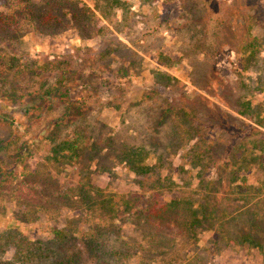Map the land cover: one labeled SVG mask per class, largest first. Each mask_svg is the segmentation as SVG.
I'll use <instances>...</instances> for the list:
<instances>
[{
	"label": "rangeland",
	"instance_id": "rangeland-1",
	"mask_svg": "<svg viewBox=\"0 0 264 264\" xmlns=\"http://www.w3.org/2000/svg\"><path fill=\"white\" fill-rule=\"evenodd\" d=\"M117 1L118 4L106 8L105 0H0V9L4 11H9L8 5L16 2L20 7L28 5L34 8L38 15L48 12L58 19L54 25L46 26L37 16L32 21H26L25 28L19 31L20 35L5 32L0 24V52L8 53H0V57L18 59L17 63L22 68L19 76L23 81L28 79L23 68V59L26 61L28 55L32 58L69 56V60L78 66L86 64L89 58H94L91 63L101 60L95 63L96 67H85L84 71L86 74L92 71L98 73L99 79L94 81L98 91L93 94L89 86L80 87L73 96L78 102L79 99L87 101L84 115L95 133L104 132L105 139L113 135L121 142L126 140L128 143L139 144L143 139L150 149V155L158 152L152 145L156 139L153 122L160 109L168 104L195 105L197 121L206 129H211L212 136H218L222 131L221 127L218 130L213 124H222V138L225 141L232 139L231 144L239 138L250 136L255 129L263 131L261 136H264V44L257 54L258 60L251 69L246 70L239 65L238 55L233 48L229 45L217 46L225 27L220 20L213 22L211 16L208 17L209 11H203L205 5L194 18L192 2H188L185 9L179 0ZM219 1L213 4V8L220 11L219 16L223 19L229 10L228 4L223 1L231 0ZM252 3H255V7L247 9L244 15L256 14V31L264 43V0H253ZM234 19L236 17H229V20ZM194 42H202L203 50L193 52ZM212 51L215 53L211 55ZM100 55H105V58H100ZM185 56L208 59L209 64L198 60V66L205 72H214L210 92L193 83L191 66L183 60ZM210 64H214V68ZM1 76L4 78L0 80V117L7 123L0 126V163L4 176L10 177L13 182L5 183L0 177V236H4L0 241V261L11 264L10 260H13L19 248L12 239L10 244L1 243L6 241L9 231H15L18 238L25 237L36 243L41 241L56 251L59 246L51 242L56 229L71 222L74 229L84 233L93 220L86 215L84 208L68 204L76 201L75 195L61 206L59 214L54 215L33 209L32 202L31 205L24 203L18 198V191L13 192L17 188L16 182L25 178L26 169L33 172L48 167L43 170L45 175L40 186L48 193L53 189L58 193L70 187L75 189L82 179L80 172L70 166L56 165L49 150L47 135L52 128L50 121L66 111V104L49 100L35 103L43 106L39 108L34 105L33 96L25 91L17 92L13 101H9L4 90L9 84L19 85L21 82L16 79L15 72H4ZM201 95L207 96L208 100L199 98ZM233 99L236 104L250 100L252 107L257 106L259 117L245 118L224 102L228 100L236 106ZM168 121H172V118ZM106 151L110 153L100 160L109 165V159L114 160L115 153L105 147L102 152ZM218 152L223 153L222 148ZM114 161L112 170L93 166L83 174L105 193L114 194L116 199L120 195L130 196L139 190L137 175L125 163ZM173 162L177 165L181 160L173 157ZM27 205L29 209H26ZM118 224L123 227L125 239L127 235L135 234L124 212L120 213ZM202 235L201 254L204 255L205 248L210 245L211 233L205 231ZM98 241L103 250L119 249L125 252V247L121 245V234H101ZM100 253L104 260L102 264H120L115 258L110 259ZM211 260L212 264H264L260 250L240 246L225 249L219 255L211 256ZM165 263L167 261L161 262ZM30 264L47 262L36 259ZM121 264H137V260L124 259Z\"/></svg>",
	"mask_w": 264,
	"mask_h": 264
},
{
	"label": "trees",
	"instance_id": "trees-1",
	"mask_svg": "<svg viewBox=\"0 0 264 264\" xmlns=\"http://www.w3.org/2000/svg\"><path fill=\"white\" fill-rule=\"evenodd\" d=\"M179 1L185 9L186 4L192 2L194 18L205 5L203 11H209L208 17L211 16L213 22L220 20V24L225 27L217 46L229 45L236 51L242 68L249 70L253 67L264 44L256 31V14L244 15L247 9L255 7L253 0L223 1L229 8L223 19L219 16L220 11L213 8L214 3H220L219 0ZM105 2L106 8L119 3L117 0ZM208 6L210 9H207ZM8 7L9 11L0 9V24L9 34L20 35L19 31L25 28L26 21H32L37 16L41 17L42 24L46 26H52L58 20L52 13L38 15L28 5L20 7L15 2ZM231 16L236 19L229 20ZM193 45V52L203 50L202 42H194ZM214 53L212 51L211 55ZM100 58H105V55ZM92 59L78 66L69 60V56L32 58L28 55L26 61L23 59L28 79L23 81L19 76L22 68L17 63L18 59L0 57V80L4 72H15L16 79L21 82L19 85L9 84L4 90L9 101H13L17 92L25 91L33 96L32 101L39 108L43 106L35 103L49 100L66 104V111L50 121L52 128L47 135L49 150L56 165L70 166L80 172L82 179L75 189L70 187L59 193L53 189L48 193L40 188L45 175L43 170L48 167L33 172L26 169L25 178L16 182L17 188L13 192L18 191V198L24 200V203L31 205L32 202L33 209L54 215L59 214L61 206L75 195L76 201L68 204L84 208L86 215L93 220L84 233L74 229L71 222L56 229L55 237L51 240L59 246L56 251L41 241L36 243L25 237L18 238L15 231H9L6 241L1 243L6 245L12 241L17 242L19 248L10 263L30 264L38 259L47 264H102L104 260L101 251L105 257L115 258L120 264L124 259H136L137 264H161L164 261H167L165 264H212L211 256L239 246L256 248L264 256L263 131L254 128L250 136L239 138L231 144L232 139L225 141L222 138V124H213L214 128L219 130L221 127L222 131L220 135L212 136V130L197 121V107L179 103L176 106L164 105L153 122L156 139L152 145L158 149L157 153L150 155V149L143 139L139 144L128 143L126 140L121 142L113 135L105 139L104 132L95 133L92 124L86 120L84 113L87 112V101L79 99L78 102L73 96L80 87L89 86L93 94L98 91L94 83L99 79L98 73H84L85 67L92 69L96 67L97 61L101 62L97 59L91 63ZM183 60L191 66L193 83L210 92L214 72H205L198 66L199 61L209 64L208 59L185 56ZM210 67L214 68V64H210ZM199 98L208 100L205 95ZM235 101L237 103L236 98ZM224 102L245 118L259 117L257 106L252 107L248 99L243 103L238 101L240 105L233 99L236 106L228 100ZM217 113L220 115L219 111ZM169 118L172 121H168ZM6 123L0 117V126ZM105 147L115 153L116 162L125 163L136 173L139 190L130 196L120 195L116 199L114 194L105 193L83 174L93 166H97V169H111L115 164L113 159H109L110 166L100 160L110 153L102 152ZM219 148H222L223 153L218 152ZM173 157H179L181 162L175 165ZM0 177L5 183L13 182L10 177L4 176L1 163ZM28 205L26 209H29ZM121 212L127 214V223L135 232L127 235V239L123 235V227L118 224ZM205 231L210 232L211 237L210 245L202 255V234ZM108 233L122 235L121 245L125 247V252L100 248L98 237ZM3 239L4 236H0V241ZM0 264H5V261H0Z\"/></svg>",
	"mask_w": 264,
	"mask_h": 264
}]
</instances>
